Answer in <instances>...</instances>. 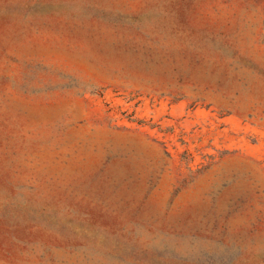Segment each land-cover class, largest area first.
Segmentation results:
<instances>
[{"label": "rangeland", "instance_id": "1", "mask_svg": "<svg viewBox=\"0 0 264 264\" xmlns=\"http://www.w3.org/2000/svg\"><path fill=\"white\" fill-rule=\"evenodd\" d=\"M0 264H264V0H0Z\"/></svg>", "mask_w": 264, "mask_h": 264}]
</instances>
